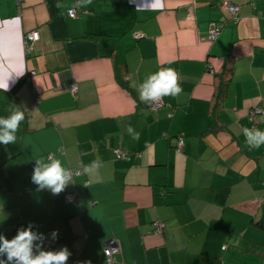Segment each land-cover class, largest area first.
Listing matches in <instances>:
<instances>
[{"label": "crops", "instance_id": "0c3cea01", "mask_svg": "<svg viewBox=\"0 0 264 264\" xmlns=\"http://www.w3.org/2000/svg\"><path fill=\"white\" fill-rule=\"evenodd\" d=\"M225 4L239 7L236 23ZM0 64L25 70L0 90V117L25 116L0 143V236L31 224L33 255L66 246V264H107L108 241L112 264H264V144L249 148L243 131H264L249 121L253 108L264 116V0H0ZM160 68L179 73L182 92L152 110L138 85ZM40 158L82 173L57 195L37 190L18 172L32 176Z\"/></svg>", "mask_w": 264, "mask_h": 264}, {"label": "clouds", "instance_id": "9594fccd", "mask_svg": "<svg viewBox=\"0 0 264 264\" xmlns=\"http://www.w3.org/2000/svg\"><path fill=\"white\" fill-rule=\"evenodd\" d=\"M91 4V0H87ZM59 6V5H58ZM79 6V0H78ZM25 73L23 67L19 71L10 69L3 64H0V90L9 91L10 81L19 79ZM179 73L173 68H160L154 73L147 75V78L138 85L140 99L143 102L160 101L164 96L176 97L182 92L179 84ZM136 87V85H133ZM25 118L24 111L13 109L11 114L5 117H0V143L8 145L14 143L17 139L16 133L19 129L21 121ZM129 132L133 129L128 128ZM246 140V146L249 148H259L264 144V131L259 129H243ZM134 139L139 138V133L133 135ZM31 180L38 185L37 190L49 189L52 194L61 193L71 177L69 170L63 167L59 158L51 159V162H45L44 158L35 161ZM100 168L99 159L85 166L84 172L90 173ZM55 238L56 233L53 232ZM38 237L33 233L31 224L28 228H21L18 234L11 240L0 236V254L6 253L7 261H15V264H66L71 253L67 247H62L59 251H40L38 255H33V241ZM0 264H6L0 260Z\"/></svg>", "mask_w": 264, "mask_h": 264}, {"label": "built area", "instance_id": "2783aa9c", "mask_svg": "<svg viewBox=\"0 0 264 264\" xmlns=\"http://www.w3.org/2000/svg\"><path fill=\"white\" fill-rule=\"evenodd\" d=\"M225 10L228 14L229 20H233L234 23L237 22V17H238V10L239 7L236 5H232V4H225ZM76 15V12L74 9L68 10L67 12V16L69 18H74ZM225 26V22L221 25H216L213 23V25L210 27L209 29V38L210 39H214L218 36V34L220 33V31L222 30V27ZM39 38V34L37 31H32L30 33H27L24 37V45H25V50L28 53L29 52V48L30 45L34 42H36ZM31 49V48H30ZM71 92L74 94L76 93L77 89L76 86L73 85L70 87ZM159 107H161V102L160 101H153L151 102V106L150 108L152 110H156ZM249 121L251 122L252 126H254V124L258 123V122H263L264 121V116L263 113L261 112V110H259L258 108H253L250 111V115H249ZM183 148V140L182 138L178 139L177 144H176V149L177 152H181ZM116 158H121V159H125L127 158L128 154L127 152L123 151V150H117L114 152ZM82 172L80 170H69V174L71 179L79 176ZM64 199L67 203H76V201L79 199L77 194L75 192L72 193H67L64 195ZM155 226V230L160 233L161 232V224H154ZM223 249H225V247H223ZM118 251V245L114 242V241H108L105 246L103 247V252H104V256L106 259L107 264H112L113 263V258L115 253Z\"/></svg>", "mask_w": 264, "mask_h": 264}, {"label": "trees", "instance_id": "16d2710c", "mask_svg": "<svg viewBox=\"0 0 264 264\" xmlns=\"http://www.w3.org/2000/svg\"><path fill=\"white\" fill-rule=\"evenodd\" d=\"M225 57H228V55H226ZM228 74H229V69L227 68V67H225L224 68V70H223V72H221V74H220V76H219V83H218V88H217V91H216V96H215V98H216V103H215V105H214V107H213V110H212V112H213V114H214V112L216 111V109H217V106L219 105V103L220 102H222V100H223V98H224V96H225V90H226V87H227V85H228V83H229V80H230V78L228 77ZM20 109L21 111H22V109L20 108V107H16L15 106V108L14 109ZM20 124H23V121H21V123ZM180 139V138H179ZM182 140H183V138H182ZM183 143H184V141H183ZM177 144V143H176ZM175 150L177 151V149H176V145H175ZM124 151V150H123ZM114 156H115V154H114ZM116 157V156H115ZM128 158V157H127ZM17 165V164H16ZM24 169L26 170V171H24L23 170V168H21L20 169V171L18 172L19 174H25V178H27V180L30 182V183H32V184H34L33 182H32V180H31V172H30V170H29V168H26V167H24ZM34 185H36V184H34Z\"/></svg>", "mask_w": 264, "mask_h": 264}]
</instances>
